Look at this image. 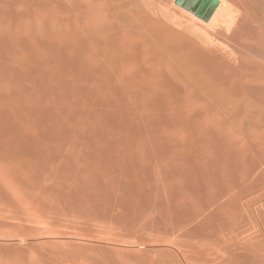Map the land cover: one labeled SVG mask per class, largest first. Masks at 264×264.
<instances>
[{"label": "bare ground", "instance_id": "obj_1", "mask_svg": "<svg viewBox=\"0 0 264 264\" xmlns=\"http://www.w3.org/2000/svg\"><path fill=\"white\" fill-rule=\"evenodd\" d=\"M166 1L0 0V264H264V3Z\"/></svg>", "mask_w": 264, "mask_h": 264}, {"label": "rangeland", "instance_id": "obj_2", "mask_svg": "<svg viewBox=\"0 0 264 264\" xmlns=\"http://www.w3.org/2000/svg\"><path fill=\"white\" fill-rule=\"evenodd\" d=\"M155 1V0H154ZM157 2H158V0H156ZM168 1V0H167ZM166 1V2H167ZM169 1H171V0H169ZM263 3H264V0H261ZM160 2H162V0H159V2L158 3H160ZM1 165V164H0ZM4 164L2 163V166H3ZM5 166V165H4ZM264 198H261L260 200H258L257 201V203H255V206H257V205H260V204H263V206H264ZM260 204H259V203ZM263 216H264V213H263ZM173 231H175V230H173ZM173 231H170V232H168V234L170 235V237H169V235L167 234V233H162V234H164V235H160L159 236V234L157 235L158 237H156L157 238V240H158V244H162V246H165L166 244L168 245H166L165 247H168L169 248V250H171L172 252L174 251H176L177 249H178V251L177 252H179V253H177V252H175V256H177L178 257V261H180V262H178L179 264L181 263L182 264V262H183V264L186 262V264H190L191 263V261H192V263L193 264H206V263H208V264H216L214 261L213 262H207L204 258H201V262H199L198 263V261H193V260H191L190 258H187V257H185V258H182V259H185V260H181V256H182V253L183 254H187V252H200V251H203V250H207L208 252H209V250L211 251V248H212V246L209 244V243H207L206 242V244H205V242H202L201 244L202 245H199L200 243L198 242V241H196V242H191V243H186V242H183V241H181V238H177V236H179L177 233H176V235H174V236H172L175 232H177V231H175L173 234H172V232ZM161 232H163V231H161ZM249 233H250V231H248ZM167 235H168V237H167ZM174 238H172V237ZM257 236V235H256ZM259 236V235H258ZM257 236V238H256V240H258V241H255V243L253 244V246H254V248L255 247H259V246H261L262 245V247H259V248H261V249H263L264 248V242H263V239L262 238H260V236L258 237ZM177 238V239H176ZM260 238V239H259ZM165 240V241H164ZM173 240V241H172ZM172 241V242H171ZM163 242H164V244H163ZM204 243V244H203ZM186 244V245H185ZM208 244V246H206ZM174 245V246H173ZM183 245H184V247H183ZM193 245V246H192ZM176 246V247H175ZM188 246V247H187ZM200 248H201V250H200ZM175 249V250H174ZM181 249H182V251H181ZM173 252V253H174ZM208 252H206V253H208ZM181 254V255H180ZM180 256V257H179ZM257 259V258H256ZM256 259H255V262H257L258 261V259H257V261H256ZM262 259V263H264V257L263 258H261ZM208 260V259H207ZM260 260V259H259ZM189 261H190V263H189ZM195 262V263H194ZM219 262V261H218ZM254 262V263H255ZM260 261H258V263H259ZM218 264H221L220 262L218 263ZM222 264H224V263H222Z\"/></svg>", "mask_w": 264, "mask_h": 264}, {"label": "water", "instance_id": "obj_3", "mask_svg": "<svg viewBox=\"0 0 264 264\" xmlns=\"http://www.w3.org/2000/svg\"><path fill=\"white\" fill-rule=\"evenodd\" d=\"M175 4L207 21L217 6L216 0H175Z\"/></svg>", "mask_w": 264, "mask_h": 264}]
</instances>
